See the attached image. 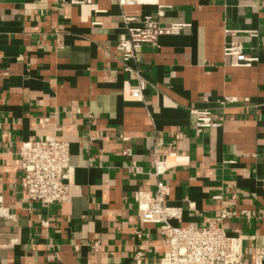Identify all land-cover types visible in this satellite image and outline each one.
<instances>
[{
	"label": "crops",
	"instance_id": "0c3cea01",
	"mask_svg": "<svg viewBox=\"0 0 264 264\" xmlns=\"http://www.w3.org/2000/svg\"><path fill=\"white\" fill-rule=\"evenodd\" d=\"M123 1L0 0V264H160L161 225L140 222L135 201L155 192L157 160L180 213L171 224L234 212L221 226L253 264L264 248V0ZM145 17L188 27L136 51L139 100L120 43ZM232 41L258 61L233 67ZM198 110L221 126L197 133ZM48 137L71 143L74 175L68 201L45 208L27 197L17 152Z\"/></svg>",
	"mask_w": 264,
	"mask_h": 264
},
{
	"label": "built area",
	"instance_id": "2783aa9c",
	"mask_svg": "<svg viewBox=\"0 0 264 264\" xmlns=\"http://www.w3.org/2000/svg\"><path fill=\"white\" fill-rule=\"evenodd\" d=\"M123 2L133 4L136 1ZM70 3L89 4L91 0H70ZM126 21L131 22L134 19ZM186 27V24L162 26L151 17H145L140 25L128 28V38L122 41L120 46L123 49L121 58L125 70L133 72L136 79V84L130 92L132 98L142 99L147 87L143 76L137 71H132L128 65L135 58L136 51L144 45L157 44L162 37L180 35ZM262 47L264 51V41ZM224 55L230 58L232 66L237 68L251 67L258 61L257 58L246 55L243 45L239 42L227 43ZM193 114L196 117L197 133L221 126L219 115L210 110L193 111ZM17 157L21 162L24 190L31 201L40 203L45 208L68 201L74 175L70 142L56 137L25 142L19 148ZM167 170L166 161L157 160L154 175L158 178V183L155 192H138L135 196L140 222L161 225L167 251L160 264H247L242 237L230 236L221 226L224 220L235 216L236 213L223 210L218 217L208 220L206 225L198 228L175 227L171 224V220L178 219L180 213L166 205L169 186L161 179ZM137 236L140 238L142 234L137 232ZM93 247L98 251L100 244L96 242ZM137 264H141L139 257ZM253 264H264V248L256 249Z\"/></svg>",
	"mask_w": 264,
	"mask_h": 264
}]
</instances>
